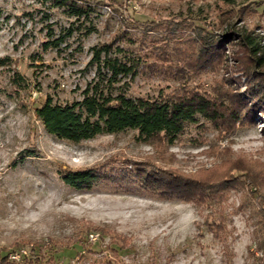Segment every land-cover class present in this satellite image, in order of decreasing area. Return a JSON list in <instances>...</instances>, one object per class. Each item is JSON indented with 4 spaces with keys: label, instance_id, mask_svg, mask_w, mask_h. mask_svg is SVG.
Returning a JSON list of instances; mask_svg holds the SVG:
<instances>
[{
    "label": "rangeland",
    "instance_id": "obj_1",
    "mask_svg": "<svg viewBox=\"0 0 264 264\" xmlns=\"http://www.w3.org/2000/svg\"><path fill=\"white\" fill-rule=\"evenodd\" d=\"M231 1L75 0V18L54 0H0V264H264V100L248 94L229 41L197 70L179 54L196 57L201 35L227 29L264 47V0ZM106 43L139 57L136 76L116 85L128 95L237 92L254 120L233 123L230 103L223 120L197 115L171 145L131 130L78 143L49 134L35 108L80 101L96 71L91 49ZM91 168L104 177L91 189L60 179ZM152 169L224 190L202 200L144 192L133 181ZM20 253L33 261L12 262Z\"/></svg>",
    "mask_w": 264,
    "mask_h": 264
},
{
    "label": "trees",
    "instance_id": "obj_2",
    "mask_svg": "<svg viewBox=\"0 0 264 264\" xmlns=\"http://www.w3.org/2000/svg\"><path fill=\"white\" fill-rule=\"evenodd\" d=\"M58 5H66L69 14L80 18L84 13L75 0H54ZM70 1V2H68ZM230 4L231 0H221ZM231 28V27H230ZM224 36V37H223ZM218 38V37H217ZM229 41L241 50L238 57V70L247 80V92L252 98L264 100V47L255 37L246 31L227 29L225 33L214 39L207 32L198 39V49L195 57L192 53L182 51L184 63L187 68L197 70L203 67L204 60L219 59L223 48L222 42ZM224 49V48H223ZM91 63L95 65L94 78L88 82L81 92V100L72 103H54L51 97H46L43 103L35 108L37 119L44 129L58 139L71 143L89 140L100 134H115L127 130L135 131L136 137L142 142L154 139H163L167 144H173L183 134L186 126L195 121L197 115L205 121L215 123L223 120L230 105H239V111H231L227 115L233 123L242 119L251 120L253 107L245 97L239 93L219 95L217 100L211 99L206 93H188L183 96L144 98L132 97L120 85L116 86L123 78H134L140 66L139 57L129 53L122 47L113 46V43L101 44L93 47ZM208 65L211 67V63ZM5 60L0 58V68L5 66ZM12 85L20 87L24 78L18 73L12 77ZM228 105H224V101ZM245 110V111H243ZM104 173V172H102ZM103 174L94 168L81 171H65L60 174L61 181L76 190H88L102 181ZM124 180V177L122 178ZM104 180V179H103ZM126 180V179H125ZM136 184L144 192L157 193L164 197H183L196 195V199L215 198L222 186L214 188L204 186V182L193 177L174 175L170 172L142 170L135 177ZM182 191L185 195H182ZM185 196V197H184ZM191 198V196L189 197ZM264 238V235H263ZM258 250L264 248V240L256 243ZM6 256L1 257V259ZM25 255L12 262L26 261ZM28 259L26 262L31 263Z\"/></svg>",
    "mask_w": 264,
    "mask_h": 264
},
{
    "label": "built area",
    "instance_id": "obj_3",
    "mask_svg": "<svg viewBox=\"0 0 264 264\" xmlns=\"http://www.w3.org/2000/svg\"><path fill=\"white\" fill-rule=\"evenodd\" d=\"M19 255H20V254H17L16 257L14 256L13 258H14V259H17V258L19 257Z\"/></svg>",
    "mask_w": 264,
    "mask_h": 264
}]
</instances>
